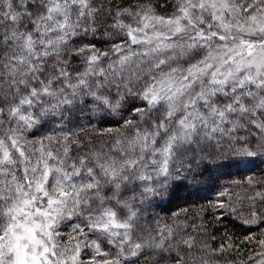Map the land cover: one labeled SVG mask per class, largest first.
<instances>
[{
  "label": "snow or ice",
  "instance_id": "6c2138e0",
  "mask_svg": "<svg viewBox=\"0 0 264 264\" xmlns=\"http://www.w3.org/2000/svg\"><path fill=\"white\" fill-rule=\"evenodd\" d=\"M252 157L264 0H0V264H264ZM197 180L239 242L153 215Z\"/></svg>",
  "mask_w": 264,
  "mask_h": 264
},
{
  "label": "trees",
  "instance_id": "16d2710c",
  "mask_svg": "<svg viewBox=\"0 0 264 264\" xmlns=\"http://www.w3.org/2000/svg\"><path fill=\"white\" fill-rule=\"evenodd\" d=\"M99 127H106L105 125H98ZM106 139L107 137H103ZM230 172V174H228ZM219 175V174H218ZM252 175L256 178H264V157L243 158L238 167H233L226 170L224 175H220L219 184L227 185L233 179H243L244 177ZM189 186H180L175 193L170 197H165L160 203L159 207L153 208V215H158L162 222L171 223V215L174 212L181 211L185 208L188 212L185 214L181 211V218L185 215L188 217V223H200V216L202 215L205 223L208 225V232L210 235L216 237L215 240L209 242L213 247H219L222 242H225L226 234H230L233 241L239 242L240 239L248 232L247 228L241 227L238 222L225 221V225H220L215 219V214L209 208V204L216 199L217 188H213L207 181H189ZM258 226H253L252 231L257 237L264 228L257 230ZM247 247L240 256L232 254V259L239 261L246 258Z\"/></svg>",
  "mask_w": 264,
  "mask_h": 264
}]
</instances>
